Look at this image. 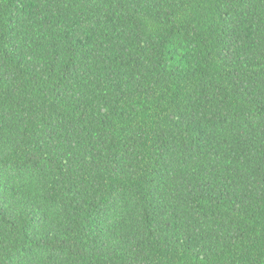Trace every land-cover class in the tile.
I'll use <instances>...</instances> for the list:
<instances>
[{"label": "trees", "instance_id": "1", "mask_svg": "<svg viewBox=\"0 0 264 264\" xmlns=\"http://www.w3.org/2000/svg\"><path fill=\"white\" fill-rule=\"evenodd\" d=\"M0 264H264V0H0Z\"/></svg>", "mask_w": 264, "mask_h": 264}]
</instances>
